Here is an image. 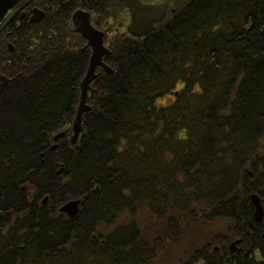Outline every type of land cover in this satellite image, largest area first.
I'll list each match as a JSON object with an SVG mask.
<instances>
[{"label": "trees", "instance_id": "trees-1", "mask_svg": "<svg viewBox=\"0 0 264 264\" xmlns=\"http://www.w3.org/2000/svg\"><path fill=\"white\" fill-rule=\"evenodd\" d=\"M124 36L71 143L77 35L0 27V264H155L189 225L182 264H264V0H193Z\"/></svg>", "mask_w": 264, "mask_h": 264}, {"label": "flooded vegetation", "instance_id": "flooded-vegetation-1", "mask_svg": "<svg viewBox=\"0 0 264 264\" xmlns=\"http://www.w3.org/2000/svg\"><path fill=\"white\" fill-rule=\"evenodd\" d=\"M141 4L150 8L147 13V22L151 26L152 30L156 29L157 24H161L166 21V17L170 13L179 12L182 9H185L186 6H189L193 0H139ZM166 6L165 12L162 19L157 18V13H159V7ZM12 13L16 16L18 21H25L34 29V30H55L58 28L62 29H71L77 35L78 39H70L73 48L76 51L82 53L87 59V64L85 72L82 75L81 80L79 81V102L77 108L81 101V83L87 74L90 59L93 54V47L89 43V39L81 33V31H75L76 28L83 30L87 24H89L95 31L102 33V43L104 49L102 52V63L103 65H97L94 69L95 78L89 83V86L86 90L85 104L90 106L89 96L94 94L97 90L95 83L98 77L103 73H108L105 67L111 69L109 65V57L112 56L114 42L116 40V31L120 34H125L128 37L133 38H143L148 33H143L140 35H135L129 30V25L132 21V15L130 11V5L125 0H22L20 1L12 10ZM75 13H80L81 18L84 17V14L87 15L86 18H82L78 27L75 24L73 16ZM51 19L50 23H47V20ZM154 25V28H153ZM124 36V37H125ZM46 43V40H43V43ZM6 49L10 52L14 51V46L11 42H5ZM107 51V52H106ZM112 72V70H111ZM110 74V73H108ZM0 75L4 76L8 83H10L13 77H10L6 74L1 73ZM16 77L20 74H16ZM1 84V80H0ZM3 89V91H4ZM3 91L0 93L2 94ZM180 89L175 88L170 91L167 95H164L161 98L172 96L171 102H161L159 103L160 107L167 109L173 105V101L178 96ZM159 98L158 100H160ZM88 110V111H89ZM87 111V112H88ZM86 113V112H85ZM84 115V113H83ZM83 117V116H82ZM71 137V136H70ZM231 249V247H230ZM195 264V263H193Z\"/></svg>", "mask_w": 264, "mask_h": 264}, {"label": "water", "instance_id": "water-1", "mask_svg": "<svg viewBox=\"0 0 264 264\" xmlns=\"http://www.w3.org/2000/svg\"><path fill=\"white\" fill-rule=\"evenodd\" d=\"M20 1L21 0H0V25L5 20V18L8 16L10 11L15 7V5H17ZM125 1L128 3V5H130V11L132 15V21H131V24L129 25V30L135 35H140L143 33L150 32L152 30L151 29L152 27L149 26L147 19H146L147 13L149 12L150 8L141 4L139 0H125ZM165 9H166L165 5L163 7H159L158 9L159 13H157V18L159 20L163 18ZM86 17L87 15L84 14V17L82 18H86ZM82 18H81L80 13L74 14L73 19L77 27L79 23L81 22ZM153 28H154V25H153ZM75 31L77 32L81 31V33H83L89 39V43L93 47V54L90 59V65H89L87 74L85 75L81 83V89H82L81 101L77 108L75 121L72 127L73 128V135L71 137L72 143L76 142L79 136V133L81 131V118H82L83 113L89 110V106H87L84 102L85 97H86V90L89 86V83L95 78V75H94L95 67L97 65H103L102 55L104 52L102 51L105 50L103 43H102V33L95 31L89 24H87L83 30L76 28ZM105 68L108 73H111V69H109L108 67H105ZM0 80H1V84H0V93H1L5 85L8 83V80L2 75H0ZM63 135H64V132H60L53 137V140H57L63 137ZM55 147H56V144L52 146V149H54ZM61 171L62 169H60L57 172V174H60ZM250 199L255 208L254 218L257 221H260L263 215V208L260 202V198L258 195L252 194ZM45 201H46V198H44L43 203ZM79 204H80L79 200L68 201L62 207H60L59 210L60 212L66 214L68 217L73 218L79 212ZM231 248L234 251V248H235L234 243L231 244Z\"/></svg>", "mask_w": 264, "mask_h": 264}, {"label": "rangeland", "instance_id": "rangeland-1", "mask_svg": "<svg viewBox=\"0 0 264 264\" xmlns=\"http://www.w3.org/2000/svg\"><path fill=\"white\" fill-rule=\"evenodd\" d=\"M172 100V96H167L165 98H161L160 100H158V103L161 102H171ZM206 228V227H204ZM189 230V231H188ZM193 230L194 227H192L191 225H189L187 227L186 230V234H184L181 238H179V242L176 243L175 245L171 244L167 249H163L159 252V254L156 255V263L155 264H182V262H184L183 257L182 259L176 258V256L178 255L179 258H181V256H183L182 254L180 255V253L182 252L184 246H185V242L187 243V241L190 239L191 235H193ZM151 234V233H149ZM145 238H149L147 236H145Z\"/></svg>", "mask_w": 264, "mask_h": 264}]
</instances>
